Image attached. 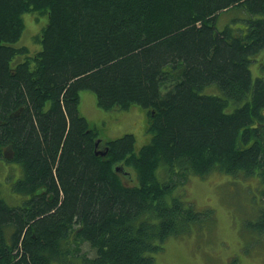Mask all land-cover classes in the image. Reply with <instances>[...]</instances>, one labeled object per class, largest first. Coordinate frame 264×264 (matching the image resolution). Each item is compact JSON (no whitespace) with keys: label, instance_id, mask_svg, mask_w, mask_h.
Segmentation results:
<instances>
[{"label":"trees","instance_id":"obj_1","mask_svg":"<svg viewBox=\"0 0 264 264\" xmlns=\"http://www.w3.org/2000/svg\"><path fill=\"white\" fill-rule=\"evenodd\" d=\"M235 7L249 16L217 29ZM26 12L47 18L34 54L12 45ZM262 49L264 0H0V159L25 195L9 204L0 186V264H156L167 237L208 221L173 194L189 176L264 186ZM81 90L102 110L146 108L150 140L135 151L126 133L96 154Z\"/></svg>","mask_w":264,"mask_h":264},{"label":"rangeland","instance_id":"obj_2","mask_svg":"<svg viewBox=\"0 0 264 264\" xmlns=\"http://www.w3.org/2000/svg\"><path fill=\"white\" fill-rule=\"evenodd\" d=\"M248 16L237 7L221 11L216 17V28L220 30L226 25L242 24ZM22 19L24 29L12 45L27 46L34 54L40 49V44L33 40V36L40 32L47 18L26 12ZM253 59L256 61L250 64L253 81L256 77L264 79V49ZM204 91L221 95L215 85L205 87ZM232 108L233 105H230L227 111ZM78 110L103 141L131 133L135 137L137 151L150 140L147 109L137 104L127 109L102 110L97 106L92 91L81 90ZM18 169L17 164L0 159L2 196L7 203L14 205L22 204L25 196H18L9 190L19 175H16ZM178 193L195 210L208 211V221L195 222L188 232L167 237L162 249L152 252L156 264H264V186L258 176L246 177L218 171H211L204 177L191 175L173 191L175 196ZM82 250L91 257L95 255V250L90 249L87 242L82 244Z\"/></svg>","mask_w":264,"mask_h":264},{"label":"bare ground","instance_id":"obj_3","mask_svg":"<svg viewBox=\"0 0 264 264\" xmlns=\"http://www.w3.org/2000/svg\"><path fill=\"white\" fill-rule=\"evenodd\" d=\"M98 139H100V138H97V140H98ZM97 140L95 141V148H96V151H98V150H103V151L106 153L107 147L104 146V145H101L100 142H99L98 144H96V143H97ZM101 140H102V139H100V141H101ZM96 151H95L96 154H100V153H97ZM100 155H105V154H100Z\"/></svg>","mask_w":264,"mask_h":264},{"label":"water","instance_id":"obj_4","mask_svg":"<svg viewBox=\"0 0 264 264\" xmlns=\"http://www.w3.org/2000/svg\"><path fill=\"white\" fill-rule=\"evenodd\" d=\"M100 142V139H98L97 140V143L96 144H98ZM97 153H100V154H105V152L103 151V150H98V151H96ZM116 168V170L117 169H119V167L117 166V167H115Z\"/></svg>","mask_w":264,"mask_h":264}]
</instances>
